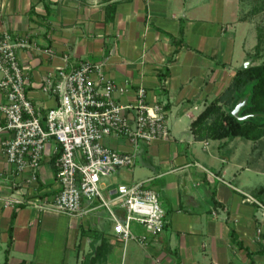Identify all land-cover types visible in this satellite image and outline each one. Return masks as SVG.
I'll return each instance as SVG.
<instances>
[{"label":"crops","instance_id":"1","mask_svg":"<svg viewBox=\"0 0 264 264\" xmlns=\"http://www.w3.org/2000/svg\"><path fill=\"white\" fill-rule=\"evenodd\" d=\"M230 1L0 0V35L35 44L17 51L35 105L47 110L57 104L44 84L59 69L103 63L110 81L131 87L116 96L118 102L134 103L143 87L149 103L165 105L171 135L168 141L140 143L135 166L102 181L110 198L119 185L138 182L161 197L167 219L163 232L155 235L134 223L132 233L145 240L125 242L98 203L83 200L82 213L71 216L43 213L27 202L52 201L61 190L55 142L50 141L36 173L16 174L3 152L12 134L5 129L1 107L7 99L0 87V264H250L248 252L254 264H264V214L247 201L244 176L264 174L259 162L264 139L199 141L191 132L198 115L251 63L257 46L247 50L244 39L242 60L234 57L237 31L224 23ZM182 25L180 45L175 41ZM2 78L0 73V83ZM105 143L132 150L124 139ZM246 145L257 160L250 162ZM15 191L26 203L6 206ZM115 214L123 219L122 209Z\"/></svg>","mask_w":264,"mask_h":264},{"label":"built area","instance_id":"2","mask_svg":"<svg viewBox=\"0 0 264 264\" xmlns=\"http://www.w3.org/2000/svg\"><path fill=\"white\" fill-rule=\"evenodd\" d=\"M34 46L25 39L14 40L8 33L0 35V87L7 99L1 110L5 129L12 134L3 143L8 164L18 175L36 173L50 141L55 142L52 154L57 156L61 190L52 201L36 197L27 202L43 213L71 216L82 213L83 200L98 203L113 220L114 234L125 242L145 240L132 233L134 223L161 234L167 219L157 192L147 188L145 182L122 184L110 198L102 189V181L120 169L133 168L140 143L171 139L165 105L149 103L143 87L136 91L134 103L121 104L116 96L127 93L130 85L110 81L103 63L83 62L69 70L59 69L45 79L44 90L57 100L55 107L46 110L29 99L27 72L18 58L19 49ZM107 138L128 141L131 152L111 148L105 143ZM22 195L19 191L11 193L6 206L25 204ZM247 201L259 206L264 214L261 202L251 197ZM116 208L123 210V219L115 214Z\"/></svg>","mask_w":264,"mask_h":264},{"label":"trees","instance_id":"3","mask_svg":"<svg viewBox=\"0 0 264 264\" xmlns=\"http://www.w3.org/2000/svg\"><path fill=\"white\" fill-rule=\"evenodd\" d=\"M184 30L182 25L180 38L175 41L180 45L184 43ZM261 39L260 37V41ZM256 48L260 52L261 43ZM258 56H250L251 63L239 69L227 90L212 101L192 122L191 132L197 140L239 138L257 142L264 139V62L256 64ZM165 78L166 75L162 79L163 82ZM245 100L247 103L241 108L239 115L249 116V118L239 120L232 115V112L240 102ZM263 194L264 187H261L258 195L261 197ZM232 238L237 241L235 233H232ZM239 246L242 247L240 244ZM248 256L251 259L250 264H254L253 254L248 252Z\"/></svg>","mask_w":264,"mask_h":264},{"label":"rangeland","instance_id":"4","mask_svg":"<svg viewBox=\"0 0 264 264\" xmlns=\"http://www.w3.org/2000/svg\"><path fill=\"white\" fill-rule=\"evenodd\" d=\"M240 15L243 18L250 19L247 21L235 22L237 21L236 17H240ZM224 18H227L224 23L225 26H229V31L233 33L237 31L234 57L241 58L242 60L241 44L245 39V46L247 50L252 49L256 44L258 46V44L261 43V51L258 52L257 48H253V53L254 55H259L256 64L264 62V0H240L237 2L235 0L234 2L230 1L228 5V11H224ZM260 37L262 38L261 41ZM227 58L228 57H226V60ZM248 65L249 63L247 66ZM228 107H226V109H228ZM250 146L251 145H246L245 149L250 153L249 158L250 162H252L253 160H257V157L252 155ZM260 149L261 156L259 162H261V168L264 170V140L260 143ZM244 176L246 178L245 183L248 187L249 196L258 202H263V198L262 196L260 197V195H258V191L261 187H264V174L261 173L258 175L252 171H249L245 172Z\"/></svg>","mask_w":264,"mask_h":264},{"label":"water","instance_id":"5","mask_svg":"<svg viewBox=\"0 0 264 264\" xmlns=\"http://www.w3.org/2000/svg\"><path fill=\"white\" fill-rule=\"evenodd\" d=\"M246 103H247V100H245V101H243V102H240V103L236 106V108L233 110L232 115L235 116L236 118H238L239 120H246V119H248L249 116L241 117V116L239 115V113H240V111H241V108H242L243 106H245Z\"/></svg>","mask_w":264,"mask_h":264}]
</instances>
